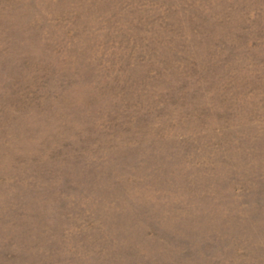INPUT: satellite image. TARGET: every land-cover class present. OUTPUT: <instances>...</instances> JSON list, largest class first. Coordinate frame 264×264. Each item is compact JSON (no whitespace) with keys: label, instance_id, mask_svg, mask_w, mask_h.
<instances>
[{"label":"rangeland","instance_id":"rangeland-1","mask_svg":"<svg viewBox=\"0 0 264 264\" xmlns=\"http://www.w3.org/2000/svg\"><path fill=\"white\" fill-rule=\"evenodd\" d=\"M0 264H264V0H0Z\"/></svg>","mask_w":264,"mask_h":264}]
</instances>
